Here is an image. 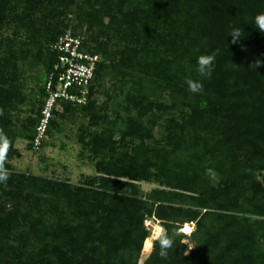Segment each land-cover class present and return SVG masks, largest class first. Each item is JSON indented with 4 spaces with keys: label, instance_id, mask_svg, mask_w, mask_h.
<instances>
[{
    "label": "trees",
    "instance_id": "1",
    "mask_svg": "<svg viewBox=\"0 0 264 264\" xmlns=\"http://www.w3.org/2000/svg\"><path fill=\"white\" fill-rule=\"evenodd\" d=\"M261 11L264 0H0V136L6 138V143H0V170L8 174L7 181L0 182V264H140L138 256L149 234L144 221L152 209L137 189L129 193L117 186L134 187V182L164 175L165 164L154 160L160 158L157 148L147 144L153 139L152 128L143 119L155 107H172L156 104L143 89H135L137 77L152 78L170 91L173 101L182 98L192 107L182 123L172 119L179 132L169 126V144L179 146L186 129L198 128L206 116L222 131L224 144L235 148V156L242 151L264 164V66L258 70L250 67L257 59L264 61V34L251 25ZM72 13L76 21L72 32L84 37L81 29L91 30L84 46L102 59L88 103L63 102V113L81 108L90 111L91 119L98 123L104 117L97 111L94 97L107 78L113 80L114 91L125 94L127 103L139 111L119 141L108 132L94 135L93 150H109L111 158L97 164L102 175L89 177L80 185L15 172L7 162L21 156L11 119L12 109L25 102L19 63L34 55L44 63L47 78L58 58L51 45L70 26L66 21ZM11 25L20 41L4 38V30ZM230 26L244 30L242 40L233 43L227 37ZM212 53L216 54L212 76L202 79V93H191L185 81L201 79L196 72L197 57ZM204 92L209 93L210 105L200 110L189 99H198ZM44 97L43 86L38 114L25 125L32 149ZM58 115L59 110L49 134ZM128 138L140 143L129 148ZM154 167L159 168L158 174L152 171ZM253 185L255 194L264 193L260 183ZM230 187L233 185L214 188L209 198L200 193L192 199L203 208L211 202L226 208L229 203L224 197ZM220 197L223 201L219 202ZM48 215L57 220L49 224ZM158 215L171 234L181 223L196 219L199 211L161 205ZM185 233L176 238L167 260L158 256L156 240L144 264H264V250L254 232L245 233L244 240L230 237L225 245V232L204 241L196 236L195 247L188 253L180 241ZM15 234L16 244L10 242Z\"/></svg>",
    "mask_w": 264,
    "mask_h": 264
},
{
    "label": "rangeland",
    "instance_id": "2",
    "mask_svg": "<svg viewBox=\"0 0 264 264\" xmlns=\"http://www.w3.org/2000/svg\"><path fill=\"white\" fill-rule=\"evenodd\" d=\"M66 23L70 26L66 31H73L76 23L74 14L68 15ZM84 38H90L91 30L86 27L81 29ZM4 38L20 41L15 35L14 25L7 27L3 32ZM21 38L24 39L23 33ZM3 38L0 37V40ZM22 70L21 84L25 102L12 109V129L16 133L15 147L21 156L14 157L7 162L13 171L26 173L53 180L66 181L73 185L84 184L89 177L102 175L97 164L107 162L111 158V152H95L92 138L103 132L113 134L119 141L126 131L131 118L139 117V111L132 108L125 100V94L114 91L113 80L107 78L103 86L98 88L94 101L97 111L102 115L98 123L91 119L90 111L74 108L56 116V125L52 128L44 147L34 151L30 146L29 132L25 125L29 118H36L38 108L42 101V89L46 78L45 65L34 55L19 63ZM138 85L135 89H143L144 94L156 104L172 107L147 112L143 121L152 128L153 139L147 141L151 147L157 148L160 158L154 159L159 165L165 164L164 175L152 181L134 182L135 186L118 185L125 192L137 189L140 198L149 203L152 213L145 217L144 227L148 231V237L144 240L142 250L138 256L140 264H144L148 256L153 253L155 241L160 233H167L164 220L158 215L160 206L172 205L183 210L199 211L196 219L181 223V233L186 232L187 225L191 232H186L180 238L182 244L187 246V253L194 249L197 242L196 236L201 241L213 237L218 232H225L222 244L227 239H245L244 234L254 232L259 247L264 250V193L255 194L254 183H260L264 187V164L251 155H244L238 151L234 155L235 148L229 149L224 144L225 137L221 130L214 128V122L208 121L205 116L198 128L188 127L185 139L179 146L169 144L167 134L169 126L176 128L172 119L183 122L186 114L191 113L192 107L186 106L182 98L173 101L170 91L163 86L154 83L152 78L137 77ZM131 84L125 89H131ZM209 93L204 92L198 99L190 97V103L200 110L209 107ZM63 113V114H62ZM177 132L179 129L176 128ZM179 134V133H178ZM129 148L140 143L139 139H127ZM120 146V145H119ZM155 174L160 172L158 167L152 170ZM114 177V176H113ZM119 180L131 182L127 178L114 177ZM231 190L224 199L229 203L226 208L219 206L218 202H211L210 206L203 208L192 198H209L214 188L225 189L228 185ZM160 191V192H156ZM161 191H165L161 193ZM223 197L219 198V202ZM224 200V201H225ZM9 209L12 206L9 204ZM206 213L209 215L204 216ZM219 215H223L222 218ZM184 217V216H183ZM47 222H54L55 218L47 216ZM201 226L197 225L198 221ZM232 225V226H230ZM229 228H226L228 227ZM226 228V229H225ZM186 230V231H185ZM18 235L10 237V242L18 243Z\"/></svg>",
    "mask_w": 264,
    "mask_h": 264
},
{
    "label": "built area",
    "instance_id": "3",
    "mask_svg": "<svg viewBox=\"0 0 264 264\" xmlns=\"http://www.w3.org/2000/svg\"><path fill=\"white\" fill-rule=\"evenodd\" d=\"M84 42L82 35L66 31L51 45L58 58L44 83V105L32 140L34 151L45 144L55 111L62 108L63 102L85 105L89 101L91 86L102 58L100 54L87 50Z\"/></svg>",
    "mask_w": 264,
    "mask_h": 264
},
{
    "label": "clouds",
    "instance_id": "4",
    "mask_svg": "<svg viewBox=\"0 0 264 264\" xmlns=\"http://www.w3.org/2000/svg\"><path fill=\"white\" fill-rule=\"evenodd\" d=\"M256 31H259L261 34H264V11L257 13L251 24ZM242 35H245L244 30H241L238 27L230 26L229 33L227 37H232V42L237 43L242 40ZM216 54H201L197 57L196 60V72L198 73V77L201 79H186L185 83L188 86V90L191 93H202L203 92V83L202 79L210 78L213 73V66L215 63ZM264 66V61L257 59L254 63L250 65V67H254L258 70L260 67ZM0 143H6V138L0 136ZM8 174L5 170H0V182L7 181ZM186 231V230H185ZM181 235V229H177L171 234L168 233H160L157 237L158 240V256L167 260L169 257V250L173 248L176 238Z\"/></svg>",
    "mask_w": 264,
    "mask_h": 264
},
{
    "label": "bare ground",
    "instance_id": "5",
    "mask_svg": "<svg viewBox=\"0 0 264 264\" xmlns=\"http://www.w3.org/2000/svg\"><path fill=\"white\" fill-rule=\"evenodd\" d=\"M188 230L186 231V232H191V228H190V226L189 225H187V227H186Z\"/></svg>",
    "mask_w": 264,
    "mask_h": 264
}]
</instances>
